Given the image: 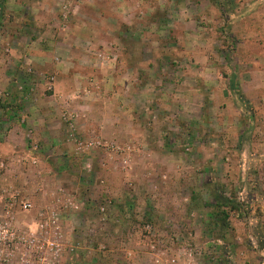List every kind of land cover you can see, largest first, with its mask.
I'll return each instance as SVG.
<instances>
[{
	"label": "rangeland",
	"instance_id": "obj_1",
	"mask_svg": "<svg viewBox=\"0 0 264 264\" xmlns=\"http://www.w3.org/2000/svg\"><path fill=\"white\" fill-rule=\"evenodd\" d=\"M215 2L223 25L210 55L192 57L187 75L154 67L129 71L128 78L138 75L137 84L149 88L155 81L159 88L140 90L137 99H132L135 82L110 101L113 91L105 92L98 73L92 82L85 79L77 91L95 108L81 109L82 117L73 119L69 129L59 119L43 134L33 129L38 121L30 123L24 103L17 101L41 91L11 88L5 77L0 79L1 112H16L8 121L0 116V214L14 223L22 239L16 259L42 257L45 264H264V0ZM54 3L55 9L45 12L51 21L62 17L59 0ZM10 6L7 0L3 21L13 18ZM5 26L0 23V34ZM6 56L0 55V65ZM144 57L140 62L148 65ZM175 65L183 71L181 63ZM24 71L27 85L35 73ZM54 84L52 75L46 92L52 93ZM231 84L241 92L233 93ZM163 85L166 90L160 89ZM74 88L71 83L66 89L70 99ZM157 91L174 99L167 103L172 109L152 102L161 96ZM172 113L181 120L166 127L172 136L160 137L157 118ZM102 114H122L124 119L113 123L125 130L93 133L94 118ZM135 114L143 131L133 129ZM18 125L26 129L9 135ZM146 129L154 135L144 136ZM217 192L240 203L230 212L224 240L214 220ZM41 211L50 214L42 216ZM52 218L56 229L44 226ZM35 222L43 224L31 230L28 224ZM25 239H35L41 247L29 250Z\"/></svg>",
	"mask_w": 264,
	"mask_h": 264
},
{
	"label": "crops",
	"instance_id": "obj_2",
	"mask_svg": "<svg viewBox=\"0 0 264 264\" xmlns=\"http://www.w3.org/2000/svg\"><path fill=\"white\" fill-rule=\"evenodd\" d=\"M215 1L59 0L58 9L62 12V17L51 21L49 14L45 12L55 9L54 0H11L12 6L8 7V10L13 12V18L3 21L6 26L0 34V55H7L3 57V63L0 65V79L5 77L3 81L11 88L29 86L34 91L37 87L38 91H41L40 95L25 99L23 97L17 101L24 103V111L30 123L33 120L38 121L32 126L33 129L43 134L47 128H51L52 122L56 119L61 121V125L65 121V129H69L68 125L73 119L82 117L81 109L95 108L82 97L80 91H77L82 87L81 85H84L85 79L88 78L92 82V79L97 78L98 73L100 81L104 82L107 88L105 92L113 91L110 101L115 98L112 95L119 96L126 86L130 87L135 82L136 86L133 85L131 89L132 99H137L135 95H139L140 90H159V88L155 81L150 82L149 88H146L147 85L137 84L138 75H131L130 79L127 75L129 71L137 73L139 70H150L154 67L157 72H160V69H167L187 75L185 67L192 66V57L210 55L209 49L217 44V30L223 25L221 11ZM166 28L168 30H165ZM141 56L149 59L148 65L140 62ZM179 57L189 60V63L183 64L182 58ZM175 62L182 64L183 71L180 65H175ZM151 63L153 65H150ZM100 67H103L101 71H99ZM25 69L33 70L35 73L31 80H28L27 85L22 77L25 76ZM9 72L12 74L8 75ZM52 75L55 81L54 90L48 93L46 88ZM71 83L75 84V88L70 99L68 95L71 92L68 93L66 89ZM171 85L175 86V83ZM160 89L166 90L164 85ZM157 94L161 96L155 95L152 101L154 104L157 102L156 104L164 110L173 108L167 105L174 100L173 98L159 91ZM159 100H162L161 103H158ZM56 111L63 116L57 118ZM13 115H16V112L11 108H7L5 114L0 109L2 121H8ZM137 116L135 114L132 118L133 129L143 131L144 128L139 124ZM119 118L124 119L122 114L115 117L112 114L95 117L92 124L93 133L105 135L107 132L110 133V130L124 131L125 128L118 130L123 125L113 123V120ZM81 120L79 118L75 121V132ZM180 120L179 116H174L173 113L157 118V125L161 126V130H157L159 133L156 131V134L160 137L172 136L166 131V127L172 129ZM25 129L20 125L14 126L9 130V135H20ZM153 133L150 129H146L143 135L153 136ZM162 141H166V148L170 147L167 140L162 139ZM28 150L32 152L33 148L29 147ZM54 213L57 214L56 211ZM46 214L50 212L41 211L42 216ZM0 221L4 222L1 214ZM5 222L17 235L14 223L8 220ZM53 222L58 226L53 218L45 222L44 226H53ZM42 224L43 222L39 224L35 222L28 226L34 230ZM17 242L14 241L12 244ZM21 245L23 246L22 242L18 247ZM9 249V246L8 249L6 246L2 248L0 264H19L15 254L9 252ZM4 257L12 258H8L5 262Z\"/></svg>",
	"mask_w": 264,
	"mask_h": 264
},
{
	"label": "trees",
	"instance_id": "obj_3",
	"mask_svg": "<svg viewBox=\"0 0 264 264\" xmlns=\"http://www.w3.org/2000/svg\"><path fill=\"white\" fill-rule=\"evenodd\" d=\"M7 0H4L3 3L0 4V22H3L4 20V10H5V4ZM220 8L222 13L224 14L223 5H220ZM231 90L233 93H240V89L236 84H231ZM216 213L214 216L215 220V226L217 227L218 231L221 233V238L224 240L226 239V233L230 229L229 225V218H230V212L240 208V203L230 197H228L223 192H217L214 196V204ZM223 234V235H222ZM225 234V235H224Z\"/></svg>",
	"mask_w": 264,
	"mask_h": 264
},
{
	"label": "built area",
	"instance_id": "obj_4",
	"mask_svg": "<svg viewBox=\"0 0 264 264\" xmlns=\"http://www.w3.org/2000/svg\"><path fill=\"white\" fill-rule=\"evenodd\" d=\"M24 207L26 208V207H28V205H25ZM53 220H55V219H53ZM4 222L0 221V255L2 254V248L4 246H9L10 251L12 252V254H14L17 251H19V249L22 247V245H21V247H18V244L20 245V243L22 242V239L18 235H16L15 231H13L12 227L9 224H6V222L5 223ZM54 225H55V222H53V226ZM52 228L56 229L57 226H54ZM16 240L19 241L20 243L17 242ZM14 241L17 243L12 244V242L14 243ZM24 245L29 250L34 249L36 247L37 248L41 247V245H39V243L37 241H35V239H28V240L25 239ZM13 250H15V251H13ZM7 256H9V255H7ZM10 256H12V255H10ZM8 258H12V257H4L3 261L7 262ZM0 260H1V258H0ZM16 260L19 261V264H45V262H46V258L39 257L37 259H34L33 256H27V257L23 256V257H21V259L19 258V260L18 259H16ZM47 264H50V263L47 262Z\"/></svg>",
	"mask_w": 264,
	"mask_h": 264
}]
</instances>
